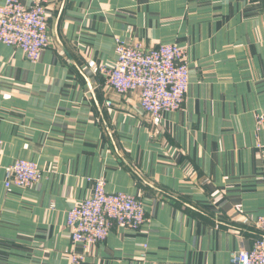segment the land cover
<instances>
[{
  "label": "crops",
  "instance_id": "crops-1",
  "mask_svg": "<svg viewBox=\"0 0 264 264\" xmlns=\"http://www.w3.org/2000/svg\"><path fill=\"white\" fill-rule=\"evenodd\" d=\"M5 0H0V4ZM28 3L29 0H21ZM36 61L0 43V264H68L83 252L67 212L102 177L139 197L149 222L114 225L86 264H230L264 215V0H49ZM184 47L182 106L153 121L136 91L93 70L115 39ZM111 105H106V100ZM38 163L29 187L5 167Z\"/></svg>",
  "mask_w": 264,
  "mask_h": 264
},
{
  "label": "built area",
  "instance_id": "built-area-1",
  "mask_svg": "<svg viewBox=\"0 0 264 264\" xmlns=\"http://www.w3.org/2000/svg\"><path fill=\"white\" fill-rule=\"evenodd\" d=\"M49 0H5L0 4V43L17 47L27 59L36 61L51 41L48 31ZM116 58L111 65H93L106 86L117 94L136 91L139 104L157 122L162 113L181 108L189 85L184 47L165 43L148 47L142 41L115 39ZM111 105V100H106ZM257 128L264 126V108L255 115ZM35 161L18 158L5 167L4 187H29L41 177ZM105 179H95L94 188L67 212L71 240L83 252L70 251L68 264H86V253L103 241L111 228L137 230L149 222L142 200L131 193L106 190ZM259 236L249 249L233 251L230 264H264V215L254 220Z\"/></svg>",
  "mask_w": 264,
  "mask_h": 264
},
{
  "label": "trees",
  "instance_id": "trees-1",
  "mask_svg": "<svg viewBox=\"0 0 264 264\" xmlns=\"http://www.w3.org/2000/svg\"><path fill=\"white\" fill-rule=\"evenodd\" d=\"M257 230V229H256ZM258 232V231H257ZM260 234H259V232H258V234H257V236H256V238L259 236Z\"/></svg>",
  "mask_w": 264,
  "mask_h": 264
}]
</instances>
